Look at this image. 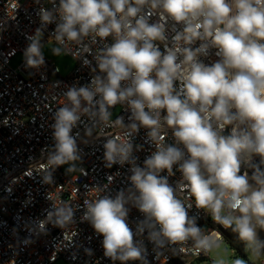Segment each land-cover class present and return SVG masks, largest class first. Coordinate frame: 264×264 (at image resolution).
<instances>
[{"label": "clouds", "instance_id": "obj_1", "mask_svg": "<svg viewBox=\"0 0 264 264\" xmlns=\"http://www.w3.org/2000/svg\"><path fill=\"white\" fill-rule=\"evenodd\" d=\"M33 2L39 24L26 34L23 52L29 75L46 68L44 35L52 24L51 54L71 56L89 71L88 82L57 92L56 81L51 98L42 97L54 144L38 165L41 183L54 186L62 166L87 176L81 145L97 142L105 169L127 166L130 174L114 197L119 170L92 185L97 194L83 204L45 196L52 203L28 231L39 237L58 228L61 250L72 248L75 214L84 209L79 223L102 237L103 258L112 264H151L147 244L154 260L170 253L203 255L211 264H264V0H47L50 8ZM6 24L0 20V31ZM118 105L127 115L114 118ZM13 122L10 114L0 123ZM15 122L18 134L25 120ZM137 137L153 149L142 164ZM133 209L143 218L132 219ZM201 213L235 234L246 258L231 254L220 230L199 226ZM84 252L94 255L90 247Z\"/></svg>", "mask_w": 264, "mask_h": 264}, {"label": "built area", "instance_id": "obj_2", "mask_svg": "<svg viewBox=\"0 0 264 264\" xmlns=\"http://www.w3.org/2000/svg\"><path fill=\"white\" fill-rule=\"evenodd\" d=\"M13 3L17 4V9L11 7ZM41 3L45 7H51L47 0H41ZM38 7L33 0H0V20H7L6 30L0 31V66H2L0 67V122L10 114L14 119L11 126L0 123V264H10L11 261L15 264H53L60 259L67 264H112L110 260L103 258L100 243L102 237L97 238L88 223H79V217L84 209L75 214L77 224L72 227L78 228L79 237L76 241L77 246L72 248L61 250L59 241L62 237L58 228H51L48 235L41 234L39 237L28 231V227H34L35 222L43 217L44 210L52 203L46 200L45 196L51 194L73 205L83 204L84 199L97 194L91 190L92 185H103L106 183V173L112 174L119 170L120 175L110 186L111 195L114 197L116 190L128 186L127 175L130 174L127 173V166L105 169L101 160L103 149L97 142L95 147L81 145L86 153L83 167L88 171L87 176L79 173L66 176L60 167L54 174L56 181L54 186L41 183L43 174L38 165L46 160L45 146L47 145L48 151H51L54 144L48 127L52 122L51 113L43 108L42 97L49 93L51 98L49 86L56 81L62 82L61 86L55 89L57 92L66 90L65 84L71 85L77 80L80 84L88 82L89 71L87 68H81L80 62L74 61L71 56L68 57L74 62V67L67 77H61L57 68L48 60H46V68H42L35 75L30 76L29 70H25L23 52L30 43L26 39V34L32 35L39 24L36 15ZM54 28L55 24L48 26L44 42L50 39L49 34ZM13 51L14 55H9ZM17 55L21 56L22 61L13 68L10 66V61ZM41 74L44 75V79L41 78ZM33 92L37 95L34 96ZM36 105H40L39 112L36 110ZM17 110H22L24 116H17ZM114 110L118 111L117 114L127 115L119 105ZM33 115L36 117L35 122H30L28 118ZM15 119L25 120L24 126L19 127L18 134H14V129L18 127ZM80 131L83 132L82 128ZM142 136L143 132H141ZM141 137H137V144H144ZM152 150L149 145L144 144V150L138 153L141 164ZM179 178L180 173L177 172L175 176L170 177V183L175 184ZM136 217L143 218L142 214L133 209L131 218ZM208 221L214 224L210 216L201 213L197 223L206 230L213 229L208 227ZM30 240L35 242H26ZM81 244L83 247H78ZM84 247L92 248L94 255L87 256ZM147 247L148 260L151 264H194V261L208 258L203 255L172 256L167 253L168 259L161 257L159 260H154L152 245L147 244ZM73 253L76 254L75 259L72 258ZM115 264H120V261H116Z\"/></svg>", "mask_w": 264, "mask_h": 264}, {"label": "rangeland", "instance_id": "obj_3", "mask_svg": "<svg viewBox=\"0 0 264 264\" xmlns=\"http://www.w3.org/2000/svg\"><path fill=\"white\" fill-rule=\"evenodd\" d=\"M46 44V47L44 49V53H45V58L46 60H48L51 65H53L54 67L58 68L59 71V75L61 77H67L73 67H74V62L72 61L71 58H69L68 56H63V57H55L51 54V51H50V47L52 45V42L49 41L48 44L47 42H45ZM22 61V58L20 55H17L15 58H13L11 61H10V66L13 67V68H16L20 62ZM117 110H113V115L115 116L117 114ZM67 166H62L61 167V171L64 175L66 176H73L75 175L76 173H66L65 172V168ZM213 226H215L217 229H221V231H223V236H224V241H225V245H228V246H231L232 249L235 250L234 253H231L232 255H240L241 257L243 258H246L245 256V253L243 251V246H241V248L239 250L235 249V245L238 244L237 242H232L231 240H229L228 238H226V234H228V232L230 230H224L223 228H221L219 225H216V224H213ZM261 236L264 237V233H261ZM53 264H67L65 261H63L62 259L60 260H57L55 263ZM194 264H211V261L209 258H206V259H203V260H199V261H194Z\"/></svg>", "mask_w": 264, "mask_h": 264}, {"label": "flooded vegetation", "instance_id": "obj_4", "mask_svg": "<svg viewBox=\"0 0 264 264\" xmlns=\"http://www.w3.org/2000/svg\"><path fill=\"white\" fill-rule=\"evenodd\" d=\"M225 236H226V238H228L232 242H239V241L235 240V234L231 233V231H229L228 234H226Z\"/></svg>", "mask_w": 264, "mask_h": 264}, {"label": "trees", "instance_id": "obj_5", "mask_svg": "<svg viewBox=\"0 0 264 264\" xmlns=\"http://www.w3.org/2000/svg\"><path fill=\"white\" fill-rule=\"evenodd\" d=\"M209 222V221H208ZM208 227L209 228H214L215 226H213V224H211L210 222L208 223ZM221 230V229H220ZM221 232H223V231H221ZM238 244H236L235 245V249H237V250H239L240 248H241V246H243V244L242 243H240V242H237Z\"/></svg>", "mask_w": 264, "mask_h": 264}]
</instances>
